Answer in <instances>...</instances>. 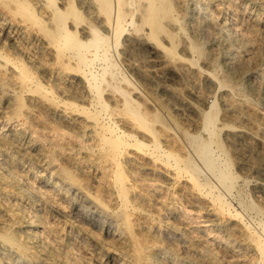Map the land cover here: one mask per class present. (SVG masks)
I'll use <instances>...</instances> for the list:
<instances>
[{
	"label": "bare ground",
	"instance_id": "bare-ground-1",
	"mask_svg": "<svg viewBox=\"0 0 264 264\" xmlns=\"http://www.w3.org/2000/svg\"><path fill=\"white\" fill-rule=\"evenodd\" d=\"M0 1L4 9L16 12L25 20L28 27L34 26L44 34L48 43L55 48L54 53L50 55L57 68L72 79L79 78L84 84L82 88L84 87V90L87 91L85 95H82L84 99L81 101L76 97L60 96L54 91L52 85L44 82L45 80L43 81L41 76L39 77L35 73L34 67L28 65L17 52L11 53L5 47L0 46V66L7 64L13 68V77L17 82V85L12 84L14 86L12 92L14 96L11 101L13 103L12 113L21 120L26 119V114L22 110L27 102L24 101L25 91L47 97L50 103L56 107L59 105L67 110V112L63 111L65 113L58 114L60 119L62 118L67 124L76 125V128L81 130L82 136L88 134L86 139L95 142L84 147L90 149L92 153L94 152L95 156L97 154L98 161L101 163L109 162L112 165V167L106 165L107 170L109 169L112 173V181L108 190L110 199L116 201V206L108 209L110 211L108 219L111 223L109 228L99 231L105 232L104 234L111 238V241L98 238L94 231L82 227L93 237H96V240L101 243L102 249L103 247L105 251L107 249L105 252L107 257L116 259L114 261L116 264H213V259L216 260V255L204 244V241L190 235L187 236L185 229H178L184 243L181 249L179 247L163 248L159 245L160 239H157L152 227L148 225L145 227L146 225L143 226L142 222L134 218L138 211L143 212L145 206L139 198L140 194L136 192V189L141 188L139 180L131 179L125 166L139 157L144 160L149 159L154 166L160 165L168 171L164 173L152 169V173L156 177L147 179L158 181L159 186H165L166 182L168 183V178L171 179L172 184L174 182L176 184V181L174 179L173 181L169 175H174L177 180L183 178L186 181L193 202L192 209L200 212L203 217L201 228L218 232L219 234L215 236L217 242L223 243V246L232 254L238 256L245 251L255 258L256 264H264V202L256 200L252 194L253 190L264 194V183L251 188L248 186L247 177L241 176L234 170L233 162L226 149L227 146L220 136L224 127L233 125L223 119L219 123V112L221 110L227 112L230 106L229 97H245V86L243 82L222 69L218 59L211 57L206 51L202 38L188 27V19L193 13L202 10L204 14H208L210 10L208 7L211 5L214 4L216 8L227 7L233 0H91L97 5L95 11L100 14L98 24L85 20L81 9L72 3V0L65 7L60 6L57 0H43L44 7L50 11L48 20L46 17L44 19V15L37 10L36 2L33 3L31 0ZM215 16L217 18V15ZM69 19H72L73 22H87L89 34L86 37H82V35L80 37L76 30L79 24L75 25L76 27H71ZM1 20L3 21L2 25L7 27L6 30L9 29L21 38L26 35V28L23 29L22 25L14 24L13 20L7 21L4 18ZM34 37L36 38V36ZM128 50H145L146 54L148 53V58H146L148 64L153 67L159 64L160 72L175 71L178 67H185L191 72L198 71L207 81L215 83L217 88L222 86L225 88L220 97H217L215 92L212 94V100L207 102V92L195 88L193 82L183 83L184 91L200 100L195 109L201 123L200 130L196 129L197 131L191 132L183 129V136H180L174 130L175 128L170 127L167 122L161 121L158 116L151 120L147 117V110L142 111L143 108L140 110V100L138 101L134 94L141 93V87L133 82L132 76L120 62L121 55ZM176 71L173 75L176 78L181 77ZM5 80H7L5 76L0 77V84L5 85ZM106 88L114 90L118 94V98L112 102L108 101V97L105 98L102 94ZM119 111L131 116L134 119L133 124L143 126L146 131L140 135L135 130L127 129L125 125L121 124L122 122H119L122 120L118 119ZM168 119L171 120V117ZM156 122L161 125L163 131L171 132L170 135L173 136L170 137L176 138L175 143L179 149H176L174 145H169L170 140L168 144L162 143L159 139L160 130L149 127ZM258 128H262V135L245 129L232 132L233 136L230 134L228 136L231 140H237L243 135L249 136L260 141L264 149V123L258 125ZM62 130L64 129L62 128ZM18 133L20 130H14L11 134L17 138ZM2 147L5 149L1 162L6 164L7 171L0 172V188L4 189L5 194L7 192L8 197L0 194V200H4L6 204L3 206L4 209L1 206L0 210H7L8 213L0 212V254L15 263L21 261L25 264H80V262L81 264H90L91 261L88 262L89 259L85 256V250L79 249L80 254L77 256L72 253V250L76 248L75 244L69 241L70 229H67L66 225L61 227L58 221L49 222L48 219L42 224L41 229L51 232L58 238L63 236L67 244L64 251H58L49 246L41 232L33 227L22 225L21 219L25 217L32 222L38 218L36 219L34 214L30 215L29 208L24 207L22 198L26 193L18 189L17 181L20 179L12 174L14 167L11 163L15 160L14 155L6 150L5 143ZM255 164L257 166L250 165V167H254L256 170L260 169L259 165L262 164L257 162ZM58 172L63 178L62 181L55 182L59 188L65 191L72 189L75 185L77 188H81L79 179L69 168L63 166L59 168ZM30 187L33 186L30 185ZM39 193L42 192L39 191ZM57 194H53L55 197L42 194V197L60 209L59 199L61 197L59 198ZM83 197L88 203L108 207L98 197L92 198L88 192ZM147 214L148 212L145 213V215ZM82 224L80 225L83 226ZM200 229L199 231H202ZM80 241L85 242L86 239L82 238ZM214 264L217 263L214 262Z\"/></svg>",
	"mask_w": 264,
	"mask_h": 264
},
{
	"label": "rangeland",
	"instance_id": "rangeland-1",
	"mask_svg": "<svg viewBox=\"0 0 264 264\" xmlns=\"http://www.w3.org/2000/svg\"><path fill=\"white\" fill-rule=\"evenodd\" d=\"M31 1L33 3L36 2L35 7L42 15H44V19L47 18L46 20H48L50 11L47 7H44V1ZM57 1L60 3V6L65 7L70 0ZM233 2L230 5H227V7L219 6L216 8L213 4L208 7L210 9L208 14H204L202 10L193 13L191 18L188 19V27L192 32L202 38L207 49L206 51L211 57L213 56L218 59L222 69L235 79L243 82L245 86V97L228 98L230 106L228 107L227 112H224L223 110L219 112V123H221L223 119L233 125L232 127H224L221 130L222 134H220V136H222L221 138L227 146L226 149L233 162L234 170L241 176L247 177L249 180L248 186L251 188L254 185L262 182L264 183V149L262 148L260 141L257 139L243 135L237 140H231L228 135L230 134L233 136L232 132L245 129L248 131L252 130L256 132L255 134H263L262 128H258V125L264 123V0H233ZM72 3L81 9V14L85 20L93 21L92 23H97V21L100 20V14L95 11V6L97 5L92 3L91 0H72ZM0 12V46L5 47L6 50H9L11 53H14V51L17 52L28 65L32 68L34 67L33 70L35 69V73L39 77L41 76L40 78L43 81L45 80L44 82L52 85L54 91L60 96L68 98L76 97L79 101L83 100L84 97H82V95H85V92H87L84 90V87L82 88V85H84L83 82L80 81L79 78L72 79V77H69L57 68L56 63L53 62L50 55L54 53L55 48L48 43L44 34L39 32V29L34 26L28 27L24 22L25 20L21 16H18L16 12H10L4 9V7L1 6V1ZM215 15H217V18ZM3 18L7 21L13 20L16 25H22L23 29L26 28V35H23V38H21L19 35L13 34L9 29L6 30L7 27L1 23L3 22L1 20ZM22 22L24 23L21 24ZM47 22L50 23L49 21ZM69 25L71 27H76L75 25H78L76 30H78L80 37L81 35L82 37H86L89 34V24L87 22H73L72 19H69ZM4 32L6 33L4 34ZM34 36H36V38ZM14 39L15 41L13 42ZM12 45H15L17 50ZM147 54L145 50H128L125 51L120 58V62L124 65L126 71L132 76L131 78L133 82L141 87L142 92L134 94L136 99L138 101L140 100V110H142V108V111L147 110V117L151 120H154L155 116H158L161 121L165 123L167 122L170 127L172 126V128H175L174 130L180 136H183V129L187 131L190 130L191 132L200 130L201 123L200 120H198V114L195 111L200 100L195 99L193 95L187 94L184 91V84H187L188 82L190 84L193 82L195 88L207 92V102L212 100V94L215 92L217 97H220L225 91V88H223V86L217 88L215 83L207 81L198 71L194 70L191 72L185 69V67H178L176 69L177 71L175 70L176 73L178 72L180 74L181 77L179 78L174 76L175 71L173 70L160 72L159 64L154 67L148 64L146 59L148 58ZM13 73V68L7 64L5 66H0V77L5 76L7 79L5 80V85L0 84V172L4 173L7 171L6 164L1 162L4 158L3 150L5 149L2 145L5 143L6 150L10 151L15 158L14 162L11 164L14 167L12 174L20 179L17 181L18 189L26 193L22 198L24 200L23 205L25 208H29L28 213L30 215L34 214L36 215V219L38 218L36 221L32 222L25 217L21 219L22 225L33 227L38 232H41L42 237L46 239L49 246L58 251H64L67 244L63 236L58 238L53 236L51 232L41 230L43 227L42 224L45 220L49 219V222H53L54 220L55 222L58 221L61 227L66 225L67 229H70L69 241H71L72 244H75L76 248L72 250L74 255L77 256L80 254L79 249L85 250V256L89 259L88 262H92H90V264H98V262L99 264H116L114 262L116 259L107 257L108 255L105 254L107 249L106 251L104 247L102 249V245L96 240V237H93L88 231H85L82 228L84 227L88 230L94 231L98 238L100 237L107 241H111V238L104 234L105 232L99 231L109 228L111 223L108 219L110 217V211H108V209L115 208L116 206V201L110 199L108 190L112 181V173L109 169L107 170V166L109 165L112 167V165L109 162L101 163L98 161L97 154L96 157L94 152L92 153L90 149L84 147L92 143L94 144L95 142L86 139L88 134L82 136L81 130L77 129L76 125L67 124L62 118L60 119L58 114L61 112L65 113L63 111L66 109L62 106L59 107V105L56 107V105L50 103L47 97L25 91L24 101L27 102H25V106L22 110H24L23 112L26 114V119L21 120L15 116V114L12 113L13 103L11 101L14 96L12 93L14 89L13 85H17V82L13 77ZM81 91L84 92L80 93ZM102 94L105 98L108 97L107 100L110 102L118 98V94L111 88L104 89ZM38 113L44 114L39 116ZM67 114L69 115V112ZM117 114L120 115V117L117 115L118 119H122L119 122H122L121 124L125 125L127 129L135 130V132H138L137 134L140 135H142V132L146 131L143 126L136 125L135 123L133 124L134 119L131 116L120 111ZM170 117L171 120L168 119ZM153 124L152 126L149 125V127L160 130L159 139H161L163 144H168L170 140L169 145H174L176 149H179L175 143L176 138L172 139L170 137L173 136L170 135V131H163L161 125L157 122L155 123L156 125L154 124L153 126ZM62 128L64 130H62ZM14 130H20V133H18L19 138H15L11 134ZM66 132H70L71 135ZM166 140H168V142H166ZM150 161L151 160L149 159L144 160L138 157L137 160L132 161L133 163L129 162V165H124H126L125 169L127 170L129 177L134 180H139L141 188L136 189V192L140 194L139 198L142 201L143 206H145L143 212L138 211L135 214L136 216L134 215V218L142 222L143 226L146 225L145 227H147L148 225L152 227L157 235V239H160V246L169 249L173 247H179L181 249L184 243L182 237L179 235V230L185 229L187 236L190 235L196 239L198 238V240L202 242L204 241V244L213 251L216 255V260L213 259V264L214 262L217 264H256L255 258L249 253L244 251L237 256L226 249L223 246V243L217 242L215 236L216 234H219L218 232H211L207 229L203 230V228H201L200 225H203V217L200 212L192 209L193 202L191 201L190 191L183 178H178L177 180L174 175H169L168 173V175L172 177V180L174 179L176 181V184L175 182L172 184L171 179L168 178V183L166 182L165 184L166 187L159 186L158 181L156 182L147 179L156 177L154 173H152V169L160 170L164 173L168 172L160 165L154 166L153 162ZM256 162L262 164L259 165L260 169L256 170L254 167H250V165L257 166L255 164ZM60 166H64L73 171L75 174L74 176L77 177V179H79L78 182L81 183V188H77V185H75L72 188L73 190L67 189V191H65L56 185V181L63 180L58 172L59 168H61ZM150 181L155 184H151ZM30 185L33 187L31 188ZM39 191L42 193H39ZM85 191L88 192L92 198L98 197L109 208L101 206L100 204L93 205V203H88L83 197L86 193ZM0 194L8 197L7 192L5 194L4 189L2 188H0ZM42 194L51 197H55L53 194H57L59 198H64L63 200L61 198L59 199L60 209L55 204L46 201L42 197ZM252 194L256 200L264 202V194L257 192L256 190H253ZM1 206L2 208L3 206H6L4 200H0V207ZM2 210H0V212L8 213L7 210ZM147 212L148 214L145 215ZM150 218L152 219L150 220ZM135 228H137V225H135ZM199 229L202 231H199ZM82 238L86 239V241H80ZM180 257L183 256L180 255ZM20 262L15 263L14 261H9L6 257H3L0 254V264H25Z\"/></svg>",
	"mask_w": 264,
	"mask_h": 264
}]
</instances>
